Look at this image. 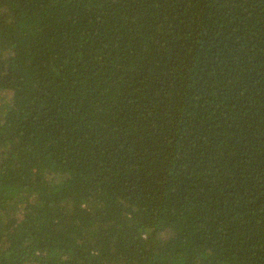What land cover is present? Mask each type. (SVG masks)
Segmentation results:
<instances>
[{"label":"trees","instance_id":"16d2710c","mask_svg":"<svg viewBox=\"0 0 264 264\" xmlns=\"http://www.w3.org/2000/svg\"><path fill=\"white\" fill-rule=\"evenodd\" d=\"M0 264H264V0H0Z\"/></svg>","mask_w":264,"mask_h":264}]
</instances>
